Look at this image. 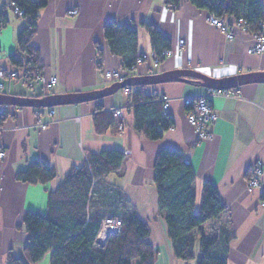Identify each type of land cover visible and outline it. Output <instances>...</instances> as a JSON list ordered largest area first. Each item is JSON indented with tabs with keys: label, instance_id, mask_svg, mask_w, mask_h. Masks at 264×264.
<instances>
[{
	"label": "crops",
	"instance_id": "1",
	"mask_svg": "<svg viewBox=\"0 0 264 264\" xmlns=\"http://www.w3.org/2000/svg\"><path fill=\"white\" fill-rule=\"evenodd\" d=\"M3 8L9 24L0 29V69L12 71L9 55L17 52V35L26 20L14 11L10 0H0V12ZM72 9H78V15L70 16ZM208 15L189 0H181L178 6L168 0H50L40 11L32 44L40 52L44 75L58 80L52 94L110 86L104 74L121 69L123 60L111 52L105 38L108 22L135 28L139 55L154 52L144 24L154 25L171 41L170 56L163 57L159 65L152 58L145 60L136 67L134 76L177 69H192L213 78L264 72V53H248L254 45L253 34L238 31L234 40H228L208 23ZM181 39L185 41L183 49L177 47ZM189 80L145 86L147 94L170 99L166 113L174 125L158 140L135 131L132 97L122 90L96 101L52 108L0 106V111L8 113L0 131V149L6 152L0 159V264H6L9 250L23 256L26 212L46 213L49 192L72 167L84 165L88 153L106 150H120L125 157L118 171L104 177L97 200L106 203L109 214L116 209L118 217L128 212L148 223V241L158 252L156 264H197L200 235H196L195 259H177L165 215L159 210L155 161L165 148L180 152L194 168L198 208L205 183L217 187L226 208L219 219L203 225L201 233L214 236L220 226L228 225L235 236L229 245L228 264H264V175L259 188L252 192L247 188L253 164L258 160L264 163V83L245 84L235 89L236 96L212 97L209 103L217 116L210 127L213 137L199 141L188 120L187 104L208 89ZM3 82L0 93L44 96L39 85L29 86L18 79ZM118 108L126 109L115 116L112 126L99 132L97 119L104 128L107 120L103 113ZM50 109L55 110L54 116L49 115ZM43 121H49L45 129L39 126ZM121 121L123 130L118 128ZM35 160L55 169L53 181L30 185L16 180V174ZM38 264H50V253Z\"/></svg>",
	"mask_w": 264,
	"mask_h": 264
},
{
	"label": "trees",
	"instance_id": "2",
	"mask_svg": "<svg viewBox=\"0 0 264 264\" xmlns=\"http://www.w3.org/2000/svg\"><path fill=\"white\" fill-rule=\"evenodd\" d=\"M50 0H10L13 9L23 12L26 24L17 35V52L9 55L12 70L18 72L17 79L32 85L37 74L43 72V61L32 41L38 31L40 11ZM181 0H168L178 6ZM196 8L217 17L234 16L243 18L254 35L264 33L262 0H189ZM9 18L6 8L0 12V29L7 27ZM151 36L153 51L158 55L171 49V41L164 37L152 24H144ZM104 35L111 52L123 60V70L137 66L138 34L135 28L115 22L104 26ZM192 83H199L196 80ZM133 102V128L150 140L161 139L170 130L173 119L164 113L160 97L147 94L145 86L128 87ZM123 89L122 91H124ZM194 103L187 104L191 110ZM100 110H102L100 108ZM115 112L103 113L106 123L99 132L115 123ZM8 117L0 111V126ZM123 125L121 121L118 128ZM104 129V130H102ZM124 153L120 150H106L88 153L87 160L80 167H72L58 187L48 194L47 212L29 210L23 225L27 243L23 256L13 250L6 254V264H38L50 253V264H156L158 252L148 241L150 228L146 221L128 212L117 216L116 209L110 211L106 203L99 202L98 188L106 175L121 168ZM56 177L55 169L42 161H32L28 167L16 174V180L30 185L46 184ZM250 177V176H249ZM196 173L185 163L184 157L174 149L159 151L155 161L154 183L158 194L159 210L164 213L168 236L177 259H195L197 236L200 235V254L197 264H228V251L233 233L228 225L220 226L214 236L201 233L202 226L221 217L226 208L221 201L217 187L205 183L199 208L195 191ZM118 191V188H115ZM122 219L121 231L111 235L103 248L96 246L102 221L105 217Z\"/></svg>",
	"mask_w": 264,
	"mask_h": 264
},
{
	"label": "built area",
	"instance_id": "3",
	"mask_svg": "<svg viewBox=\"0 0 264 264\" xmlns=\"http://www.w3.org/2000/svg\"><path fill=\"white\" fill-rule=\"evenodd\" d=\"M15 12L22 16L23 12L18 8H15ZM70 16H76L79 13L78 9H72L69 12ZM208 23L220 30L228 40H234L237 36V32H246L249 33V27L243 18L236 19L234 16H226V17H217L214 14L208 15ZM261 26L264 30V21L261 23ZM254 45L248 49V53L252 55H261L264 53V33L260 35H254ZM185 45V41L183 39L179 40L177 47L179 49H183ZM173 53L172 49L165 50L158 55L157 53L153 52L150 55L144 54L142 55L138 61L137 66L144 62L145 60L152 58L155 64L159 65L163 57L170 56ZM0 57H1V50H0ZM136 66V67H137ZM134 67L131 70H112L105 72V78L108 83L114 84L118 82H123L128 78L134 76L133 72L136 69ZM18 72L15 70L7 71L5 69H0V88L4 87L3 80L6 79H17ZM58 80L55 76L46 77L43 72L37 74L35 82L30 85H39L40 93L44 96L50 95L53 92L54 87L56 86ZM126 94H129V90H124ZM237 91L235 89L232 90H213L208 89L203 95L197 97L194 102L193 108L188 113V120L189 123L195 128L197 132V136L199 141H207L213 137V132L211 131V126L216 122L217 116L214 113L209 100L215 96L221 97H232L236 96ZM160 101L163 103V110L164 113L167 114V109L170 103V99L166 96L160 97ZM126 108H118L113 110L116 116L122 115L123 111ZM55 110L50 109L49 115L54 116ZM49 124V121H43L39 124L41 128H46ZM0 126V131H1ZM120 129L123 130L124 126L121 125ZM6 156V152L0 149V159H3ZM185 163L189 164L188 160H185ZM264 175V163L260 160L256 161L253 164L252 170L250 172V177L248 180L247 188L249 191H253L261 186V181ZM122 219L118 217H105L101 224V229L98 234L96 246L98 248H103L107 239L111 235H116L121 231L122 228Z\"/></svg>",
	"mask_w": 264,
	"mask_h": 264
},
{
	"label": "water",
	"instance_id": "4",
	"mask_svg": "<svg viewBox=\"0 0 264 264\" xmlns=\"http://www.w3.org/2000/svg\"><path fill=\"white\" fill-rule=\"evenodd\" d=\"M197 80L204 88L213 90H232L249 83H264V72H251L227 78H213L192 69H177L160 74L132 76L123 82L91 92H75L68 94H50L46 96L26 97L0 93V106L52 108L62 105L96 101L116 94L128 87L149 86L174 81Z\"/></svg>",
	"mask_w": 264,
	"mask_h": 264
}]
</instances>
